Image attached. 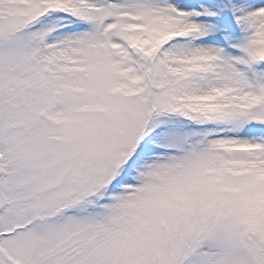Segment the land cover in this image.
I'll list each match as a JSON object with an SVG mask.
<instances>
[{
  "label": "snow or ice",
  "instance_id": "obj_1",
  "mask_svg": "<svg viewBox=\"0 0 264 264\" xmlns=\"http://www.w3.org/2000/svg\"><path fill=\"white\" fill-rule=\"evenodd\" d=\"M0 264H264V0H0Z\"/></svg>",
  "mask_w": 264,
  "mask_h": 264
}]
</instances>
